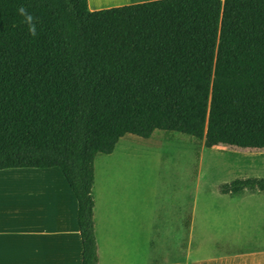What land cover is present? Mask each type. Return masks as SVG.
<instances>
[{"label":"trees","instance_id":"16d2710c","mask_svg":"<svg viewBox=\"0 0 264 264\" xmlns=\"http://www.w3.org/2000/svg\"><path fill=\"white\" fill-rule=\"evenodd\" d=\"M40 18L28 35L19 6ZM264 153V0H0V171L62 170L82 264H98L95 160L127 134ZM264 191L238 180L223 195Z\"/></svg>","mask_w":264,"mask_h":264},{"label":"rangeland","instance_id":"374dc122","mask_svg":"<svg viewBox=\"0 0 264 264\" xmlns=\"http://www.w3.org/2000/svg\"><path fill=\"white\" fill-rule=\"evenodd\" d=\"M94 167L95 195L98 186L103 194L112 183L108 178L131 183L139 231L146 230L145 217L149 230L152 213L155 224L166 213L184 215L187 264H264V191H220L237 180L264 179V153L207 149L194 137L155 129L149 139L125 135L112 154L96 157ZM172 239L163 242L171 252ZM159 244L155 236L154 247ZM136 249L132 263L149 261V238Z\"/></svg>","mask_w":264,"mask_h":264},{"label":"crops","instance_id":"0c3cea01","mask_svg":"<svg viewBox=\"0 0 264 264\" xmlns=\"http://www.w3.org/2000/svg\"><path fill=\"white\" fill-rule=\"evenodd\" d=\"M104 1L88 0L89 9L96 12L159 0ZM123 152L126 151L120 155ZM97 167L102 172L101 163ZM113 179H107L112 183L105 184L103 194L98 186L97 195L95 182L98 264H137L129 257L136 254L139 243L141 247L148 244V238L149 261L140 264H187L184 215L179 211L166 213L155 224L152 213L149 230L145 217L146 230L139 231L132 185ZM261 211L264 215V207ZM155 236L160 242L157 248L153 245ZM165 238H173L172 252L164 246ZM82 253L78 202L62 170L0 171V264H82Z\"/></svg>","mask_w":264,"mask_h":264},{"label":"clouds","instance_id":"9594fccd","mask_svg":"<svg viewBox=\"0 0 264 264\" xmlns=\"http://www.w3.org/2000/svg\"><path fill=\"white\" fill-rule=\"evenodd\" d=\"M17 13L23 18L22 23L27 27L28 35L33 38L37 37L39 34L37 31L38 25L41 23L40 18L30 13L27 7L23 5L18 7Z\"/></svg>","mask_w":264,"mask_h":264},{"label":"bare ground","instance_id":"6f19581e","mask_svg":"<svg viewBox=\"0 0 264 264\" xmlns=\"http://www.w3.org/2000/svg\"><path fill=\"white\" fill-rule=\"evenodd\" d=\"M100 1H103V2H106V1H104V0H100ZM107 1H109V0H107ZM105 4V3H104ZM108 5V4H107Z\"/></svg>","mask_w":264,"mask_h":264}]
</instances>
